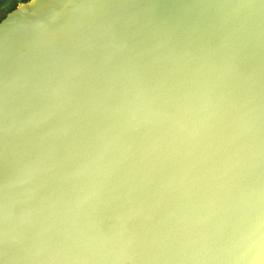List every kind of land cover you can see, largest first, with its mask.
Returning <instances> with one entry per match:
<instances>
[{
    "label": "water",
    "instance_id": "1",
    "mask_svg": "<svg viewBox=\"0 0 264 264\" xmlns=\"http://www.w3.org/2000/svg\"><path fill=\"white\" fill-rule=\"evenodd\" d=\"M0 264H264V0H15Z\"/></svg>",
    "mask_w": 264,
    "mask_h": 264
},
{
    "label": "rangeland",
    "instance_id": "2",
    "mask_svg": "<svg viewBox=\"0 0 264 264\" xmlns=\"http://www.w3.org/2000/svg\"><path fill=\"white\" fill-rule=\"evenodd\" d=\"M15 0H0V17L12 6Z\"/></svg>",
    "mask_w": 264,
    "mask_h": 264
}]
</instances>
